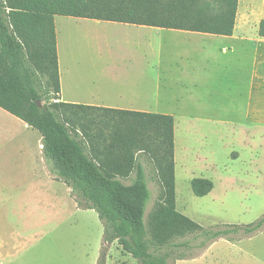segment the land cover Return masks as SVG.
Instances as JSON below:
<instances>
[{
    "label": "rangeland",
    "instance_id": "374dc122",
    "mask_svg": "<svg viewBox=\"0 0 264 264\" xmlns=\"http://www.w3.org/2000/svg\"><path fill=\"white\" fill-rule=\"evenodd\" d=\"M203 2L207 15L219 12V0ZM263 19L264 0H237L234 29L241 42L214 38L188 43L183 38L169 41L167 33L154 28L54 17L60 59L67 67L103 60L133 63L138 78L133 79V107L138 109L147 110L149 103L148 86L139 79L179 63L180 54L195 46L196 78L182 77L185 83H178L177 76L171 77L163 86L159 113L174 119L176 210L204 229L246 228L264 216V40L257 35ZM221 45L232 50L219 51ZM190 54L194 56L192 49ZM47 98L42 96L41 103L49 104ZM88 116L95 119L96 114ZM193 178L210 180L213 189L204 197L194 196ZM148 189L146 217L159 204L154 181L148 180ZM69 196L61 191L55 205L26 216L31 224H41V239L20 245L16 263L97 264L102 222L94 210L79 208ZM237 235L234 240L218 238L194 249L192 258L170 259L169 264H264V225ZM105 247L104 264H138L114 242Z\"/></svg>",
    "mask_w": 264,
    "mask_h": 264
},
{
    "label": "trees",
    "instance_id": "16d2710c",
    "mask_svg": "<svg viewBox=\"0 0 264 264\" xmlns=\"http://www.w3.org/2000/svg\"><path fill=\"white\" fill-rule=\"evenodd\" d=\"M219 4L209 16L203 0H0V108L41 135L53 179L70 188L79 208L97 213L103 225L97 264L113 242L138 264L192 258L218 238L258 231L264 216L246 228L208 230L176 210L171 115L59 101L54 16L231 36L237 0ZM257 35L264 38V19ZM42 96L51 102L38 108ZM148 180L159 189V204L146 217ZM190 189L204 197L213 184L193 178Z\"/></svg>",
    "mask_w": 264,
    "mask_h": 264
},
{
    "label": "crops",
    "instance_id": "0c3cea01",
    "mask_svg": "<svg viewBox=\"0 0 264 264\" xmlns=\"http://www.w3.org/2000/svg\"><path fill=\"white\" fill-rule=\"evenodd\" d=\"M93 21L115 24V22ZM118 24L133 27V24ZM138 27L147 28V26ZM148 28L167 33L169 41L172 38H183L182 40L188 43L195 42L197 39L207 41L214 38L240 41L236 35V28L233 29L231 36ZM55 32H57L56 25ZM261 39L264 40V38ZM56 49L60 86L58 97L59 101L68 104L163 114L159 112L163 105L162 95L165 91L163 86L168 84L167 81L174 76H177L178 83H185L179 80L182 77L196 78V69L192 63L198 53L192 45L194 56L190 54L191 49L185 55L179 53V63L174 62L167 67H158L156 72H149L139 79L140 84L145 85L146 88L148 86L145 89L147 92L145 96L149 103L146 104L147 110L138 109L133 107V99L137 97V90L133 91V83L136 82L133 79H138L137 74L133 72V63L103 60L81 63L78 68L72 65L67 67L60 59L57 34ZM231 50L232 48L227 45H221L219 49L223 52ZM254 65L255 62H253V67ZM60 190L70 194V188L63 182L53 179L45 166L41 135L20 119L0 108V264H19L16 262L20 258L18 256L20 245L24 246L27 242L41 239V224H31L26 216L32 211L39 212L43 206L55 205ZM69 199L71 201L70 196Z\"/></svg>",
    "mask_w": 264,
    "mask_h": 264
},
{
    "label": "water",
    "instance_id": "95a60500",
    "mask_svg": "<svg viewBox=\"0 0 264 264\" xmlns=\"http://www.w3.org/2000/svg\"><path fill=\"white\" fill-rule=\"evenodd\" d=\"M36 106H37L38 108H40V107L42 106L41 100H37V101H36Z\"/></svg>",
    "mask_w": 264,
    "mask_h": 264
}]
</instances>
